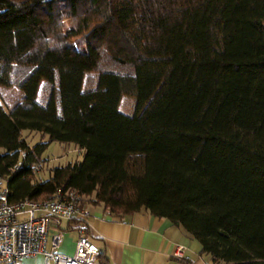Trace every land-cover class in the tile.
<instances>
[{
    "label": "trees",
    "instance_id": "trees-1",
    "mask_svg": "<svg viewBox=\"0 0 264 264\" xmlns=\"http://www.w3.org/2000/svg\"><path fill=\"white\" fill-rule=\"evenodd\" d=\"M51 142L84 156L41 181ZM3 188L75 189L169 219L213 264H264V0H0Z\"/></svg>",
    "mask_w": 264,
    "mask_h": 264
},
{
    "label": "crops",
    "instance_id": "crops-1",
    "mask_svg": "<svg viewBox=\"0 0 264 264\" xmlns=\"http://www.w3.org/2000/svg\"><path fill=\"white\" fill-rule=\"evenodd\" d=\"M86 207L91 213L88 219L65 221L59 228L50 229L49 236L64 231L60 253L72 256L83 230L108 264H213L211 256L202 253V245L169 219L158 218L146 210L116 217L101 207ZM178 248L184 250L182 259L175 257ZM17 264H45V260L37 255ZM97 264L104 263L99 260Z\"/></svg>",
    "mask_w": 264,
    "mask_h": 264
},
{
    "label": "built area",
    "instance_id": "built-area-1",
    "mask_svg": "<svg viewBox=\"0 0 264 264\" xmlns=\"http://www.w3.org/2000/svg\"><path fill=\"white\" fill-rule=\"evenodd\" d=\"M25 158L26 154L22 153L13 171L21 169ZM40 169L36 167L35 173ZM83 200V195L75 189H59L45 200L12 202L8 189L3 188L0 195V264H17L37 255L44 257L45 264H97L100 250L83 230L72 256L59 252L63 230L49 236L52 227L59 228L65 221L90 217ZM175 257L182 259L184 250L178 248Z\"/></svg>",
    "mask_w": 264,
    "mask_h": 264
},
{
    "label": "rangeland",
    "instance_id": "rangeland-1",
    "mask_svg": "<svg viewBox=\"0 0 264 264\" xmlns=\"http://www.w3.org/2000/svg\"><path fill=\"white\" fill-rule=\"evenodd\" d=\"M131 108V100L124 99L121 103V110L124 113H129ZM23 137L32 147L40 142H47L48 136H43L38 132L23 131ZM84 152L73 144H64L59 142H51L42 158L46 161L42 164L38 178H47L50 170L58 166H66L69 163L82 161Z\"/></svg>",
    "mask_w": 264,
    "mask_h": 264
}]
</instances>
